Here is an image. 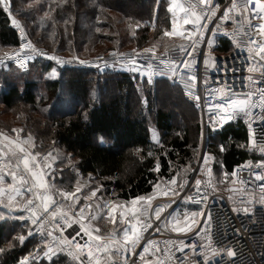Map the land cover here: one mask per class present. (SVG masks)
I'll return each mask as SVG.
<instances>
[{"label": "trees", "instance_id": "1", "mask_svg": "<svg viewBox=\"0 0 264 264\" xmlns=\"http://www.w3.org/2000/svg\"><path fill=\"white\" fill-rule=\"evenodd\" d=\"M9 1L13 13L25 19L28 34L36 43L69 55L86 56L128 44L141 47L149 43L151 33L159 36L171 27L169 24L151 25L160 15L164 17L163 13L167 18L161 2L154 8L157 0H129L131 9L117 6L115 0ZM9 21L0 7V47L17 45L18 36ZM215 48L225 52L229 50V43L219 39ZM11 68L18 72L9 74L0 66V130L12 133V129H22L24 136L32 137L33 148L38 153L55 148L69 154L81 175L94 174L105 194L117 200L147 196L153 191V185L160 186L163 176H177L181 183L190 178L196 166L197 143L187 125L172 119L161 107L153 109L148 94L156 92L155 86L149 85L153 87L145 90L144 97L150 101L145 102L143 109L136 78L130 73L65 69L56 67L53 62L33 61L28 69L37 68L43 74L54 68L57 73L53 78L42 79L46 91L37 99V80L20 79L28 69ZM152 81L173 86L178 90L177 96L196 108L182 96L176 82L165 77ZM113 84L115 92L109 94L107 87ZM64 86L66 93L62 92ZM60 97L66 98L68 103L59 106ZM44 107L47 109L43 111ZM150 113L160 132L157 142L147 126ZM207 133L215 140L209 142V147L216 156L213 167L219 180L224 172L231 171L249 156L245 151L247 123L238 116L219 130ZM220 145H224V151L218 149ZM157 161L158 172L153 171ZM27 232L25 221L10 217L0 220V249H3L0 264H19L23 257L37 252L40 255L33 264H74L61 255L53 257L51 262L42 258L44 244L35 234L27 236ZM19 234L27 237L22 245L14 239ZM10 243L14 245L11 248Z\"/></svg>", "mask_w": 264, "mask_h": 264}, {"label": "snow or ice", "instance_id": "2", "mask_svg": "<svg viewBox=\"0 0 264 264\" xmlns=\"http://www.w3.org/2000/svg\"><path fill=\"white\" fill-rule=\"evenodd\" d=\"M160 0H157L159 4ZM0 5L3 7V11L12 16L11 6L8 0H0ZM201 8V11H196L197 7ZM177 10L182 13V16L177 15ZM220 10V4L215 3L214 0H198V5H190L189 7H184L181 4H178L176 0H172V2L168 6V11H170L172 15V25L171 31L165 30L164 36H180L182 35L180 29L182 27L181 20L183 25H195L196 32H189L188 37L197 36V40H194L192 43L193 51H196V44L198 42H203L207 40L209 46L213 44V40L211 38L206 37L205 32L208 30V22L213 20V17L217 15V11ZM232 11H241L242 15H245L246 20L248 21L249 29H255V36L257 38H253L252 35H248V57L250 64L248 67V71L250 73L259 71L260 72V80H255L251 75L247 77L249 81L250 90L244 94H232L227 85H223L217 87L215 89L208 90V95L212 98V103L208 105L209 111L213 114L209 117V129L211 132H215L218 129L222 128L223 125L235 119L237 116H242L248 128V139L247 145L252 149H259L261 153H264V87H260V84H264V0H243L242 4H237L236 0H232L231 6L223 9V16L220 17L221 20H226L229 18V13ZM255 20L257 23L253 24L251 21ZM201 21H204L201 23ZM11 23L13 27L21 28L20 38L22 43L20 44V51L13 52L11 54L4 53L5 58H15L18 63H21V55L23 54L24 59H32L25 49L29 50L31 53H35L37 55L47 56L50 60H55L58 64L71 63L72 60L76 58L73 57L69 61H65L62 58L55 55H48L47 53L40 52L35 48L32 42L29 40L26 43L23 42L27 38V32L23 29L19 21L15 18L11 19ZM67 24L68 21H65ZM139 27V24L136 25ZM99 31V29H97ZM213 33H215L216 29H211ZM135 51V50H134ZM144 53H152V59H156L155 46L151 48H145L142 50ZM181 52L184 53L185 49L182 47ZM187 56H193V52H187ZM258 58V59H257ZM256 60V64H252L251 61ZM2 62V61H0ZM79 63L84 64L85 61L81 60ZM180 64V68L183 71H178L176 65ZM194 63V60L185 59L182 63L176 60H160V64L165 65L168 72L171 73L169 79L173 77L180 76L184 79L186 91L185 94L190 98L194 99L196 102V107H201L200 101L201 97L195 94V86L197 82V75L191 71V66ZM204 63L207 67H211L216 63L215 59L209 63L208 54L205 53ZM129 64L131 67L129 68L132 72H138L141 76L147 75L148 83H152L153 75H166L167 73L159 68H156L151 63H149L146 67L148 71L143 70V66L137 67V58L134 56L130 59ZM259 65L257 67L256 65ZM107 67V65H105ZM225 69H227V64H225ZM53 77L56 75L55 69L52 72ZM207 84V81H205ZM259 109V112H254L253 109ZM87 119V115L85 116ZM253 121H261L262 127L260 129L261 136L259 138V143L257 142L256 132L253 128ZM22 129H12V132L16 134V137L13 138L8 134L0 132V219H5L8 217H12L13 219H19L20 221L28 222L30 221L32 226H35V231L42 234L45 231L46 223L52 226V230L47 231V237L52 238L51 242L48 240H44V250L43 255L50 262L53 261V257L57 255L59 252H68L69 256H72L73 259L79 260L80 264H84V261L81 257L84 253H87L88 264H107V261L104 260V256L108 257V260H113L114 256H117L123 252H132L133 255L136 253L137 247L140 245L141 240L143 239L142 233L147 231L149 228L153 227V223L149 222L145 225L143 221H141V216L149 215V210L154 214L155 219L157 221L160 220L161 214L165 212V209L168 207L167 204H159L155 207L152 205V200L155 199L156 195L167 196L169 192L172 195L178 196L180 191L184 190V185L188 183L187 180L182 183L178 180L177 176H173L169 181L170 185H175V188H169L168 191H157L159 188V184L153 185V193L147 196H136L131 200V207L127 208L126 211H121L119 214V219L121 221L124 220L127 212L132 214V220H129V227H124L122 230V236L118 235L115 231L109 232L106 236L100 234V230L93 229L92 226L88 223V220L85 217L84 209L81 208L78 213L70 214L69 211H65L60 207H56V201L54 200V195L56 192H53L52 189L54 185H50L46 179L47 170L52 167L51 163H48L49 160H54L55 157L49 153L45 157V163L41 164L38 160L39 153H33L28 150L29 147H34L31 145V138H23L20 136ZM153 139H156L154 136ZM100 142H104V138L100 137ZM243 147V145H242ZM220 150L224 151V145H220ZM151 155V153H149ZM5 158H8V162L5 163ZM12 159H15V163H12ZM210 154H203L204 163L200 165L203 169L205 167L208 168V175H211V168L209 166L210 162ZM251 164V161L248 162V165ZM258 169H264V160H260L256 162ZM247 166V165H245ZM240 170H243V166H237ZM22 169V171H21ZM160 164L157 161L155 168L153 171H159ZM195 170H193L194 172ZM251 175L255 177L256 181H259V187L261 190L260 202L264 203V172L261 171H252L249 168ZM23 173V174H22ZM233 177H236L237 172L234 170L231 174ZM11 178V182L8 181V178ZM235 182V181H234ZM208 187H211L210 181L207 182ZM241 183H246L245 181H241ZM205 184L200 178H197L194 182L195 187V195L194 196H186V201H193L199 204H206L208 200L207 191H205L204 195H200L201 187ZM179 189L177 191L176 189ZM76 192H80L81 188L78 186L75 190ZM235 191V189H233ZM29 193L30 195L27 198L23 199V203H21L17 198L24 197V193ZM58 194L64 198L65 201H73L75 202L78 197L75 196V193L57 190ZM91 195L94 197L96 195V191L93 190ZM87 199V198H86ZM231 200L232 197L230 196ZM143 203L144 207H138L139 203ZM251 202V201H249ZM55 207V210H52ZM69 208L71 205L68 206ZM90 208L91 205H88ZM123 207L122 205H112V207L108 211V216L112 219V222L115 223L116 217L113 216V213L117 210V208ZM7 209V212L3 211ZM20 210L26 215H18L12 216L13 211ZM233 212L248 214L249 208L243 207V209L239 207H233ZM203 214V210L200 213ZM192 223H198L195 220L197 213H192ZM95 216H92L91 219H95ZM185 226L180 225V221L177 219L174 222L172 230L177 233H183L186 231H191V226L188 223L189 217L188 215L184 216ZM211 214L208 213V219L204 220L205 224L210 225ZM169 224H173V219L168 220ZM73 224H79V231L76 232L75 236L69 238L64 235V229L71 227ZM33 228L29 227L27 232V236L33 235ZM59 230L60 236L57 237L54 235V232ZM159 229H157L158 231ZM238 231V230H237ZM200 232H206L207 230L201 228L196 234L200 235ZM81 233L84 236H87V241L84 243H80L77 240V237L81 236ZM26 235L19 234L14 239H18L19 243L22 245L26 240ZM168 244H172V241H168ZM212 237L211 235H207V243L206 245H201V254L203 255L204 264H217V262L213 259L217 255H221L222 253H226L227 257L230 258L228 264H232V258H235L238 253L232 247H212ZM154 242L152 240H148L147 244L143 246V250L140 251L139 256L142 264H167V261H171L172 255L166 249L163 253L165 258H161V256H155V253L161 252V249L157 246L155 247L153 255L154 259H147L145 257L146 253L150 252V245H153ZM179 244L185 247L188 245H184V240L180 239ZM14 245L10 243L8 245L9 248ZM39 248V245L37 246ZM207 247L208 253H205L203 249ZM3 251V249H0ZM177 251H183L182 247H178ZM40 255L37 252L35 255L29 253L28 256L23 257L19 264H33V262ZM223 261V255H221V262ZM125 264H128L127 257H125ZM135 264V261L132 262Z\"/></svg>", "mask_w": 264, "mask_h": 264}, {"label": "built area", "instance_id": "3", "mask_svg": "<svg viewBox=\"0 0 264 264\" xmlns=\"http://www.w3.org/2000/svg\"><path fill=\"white\" fill-rule=\"evenodd\" d=\"M8 2L10 3L9 0ZM176 2L184 7L198 5V0H176ZM214 2L220 4V10L217 11V15L213 17V20L208 22V30L205 32L206 37L213 40V44L209 46L207 40L198 42L196 44V51H193L192 43L198 38L197 36L188 37V33L190 31L196 32L197 29L195 25L189 24L185 25L182 29V35L168 38V40H166V42L162 45L161 49L157 51L155 50L156 59H152V53H144L142 51L145 49L144 47L128 49L114 48L100 53V55L86 58L83 60L85 61L84 64L79 63V61H81L79 59L72 60L71 63L58 64L55 60L48 59L47 56L37 55L25 49V52L33 57L32 59L25 60L22 54L21 63H18L15 58H5L3 53L0 54V61H2L0 62V65L7 64L20 70H27L33 61H48L53 62L56 67L58 66L65 69L93 68L96 70H115L132 74L137 72L129 70L131 67L129 61L135 56L137 58L136 66H143L144 71H148L146 66L151 63L156 68L162 69L167 73L166 75H153L152 80H154L158 77H165L169 79V76L171 75L165 65L160 64L161 59L176 60L181 63L185 59L194 60V63L191 66V71L197 75L195 94L201 97V107L197 108L195 100L190 99L185 94V78L176 76L170 80L176 82L181 87L182 96H184L186 101L192 103L200 111L203 131L211 132L209 129V117L213 113L209 111L208 105L212 103V98L208 95V90L227 85L230 93L244 94L250 90L249 81L247 80L249 75L257 81L260 80L259 71L252 73L248 71L250 62L247 59L249 55L247 51L248 35H252L253 38H257L255 36L256 30L249 29L248 21L246 20L245 15L241 14V11H232L229 13L228 19H220V17L223 16V9L230 7L232 0H214ZM236 3L242 4L243 0H236ZM195 10L199 12L201 11V8L198 6ZM12 18L19 21L22 26L21 20L18 16L12 15ZM12 18H10L9 25L16 31L18 42L17 45L7 52L9 54L19 52L20 44L22 43L20 38L21 28L12 26ZM203 22L204 21H201V23ZM251 22L253 24L257 23L255 20H252ZM211 29H216L215 33H213ZM219 39H225L229 43V50L219 52L215 48ZM29 40L32 42V40L27 36L26 40L23 42L26 43ZM32 44L40 52L58 56L65 61L72 59V57L67 58L57 52H50L36 43L32 42ZM182 47L185 49L184 53L181 52ZM187 52H193V56H187ZM205 53L208 54L210 64L213 59L216 61V63L211 67H207L204 63ZM251 63L256 64V60L251 61ZM225 64L228 66L227 69L224 67ZM105 65H107V67ZM256 66L259 67L258 64ZM176 67L178 71H183V69L180 68L179 63ZM145 77H147V75H145ZM205 81H207V84H205ZM259 86L264 87V84H260ZM253 111L259 112V109L256 108L253 109ZM243 120L246 122L244 118ZM252 123L256 132L257 142L259 143L262 122L253 121ZM0 132L8 134L4 131ZM245 151L249 152L248 158L243 162L234 165L231 171L224 172L218 181L215 177L213 161L210 159L209 162V166L211 168V175L209 176L208 168L205 167L202 169L200 167V165L204 163L202 158L195 166V171L192 172L190 178L187 179L188 183L184 185V190L180 191L178 196L172 195L171 192H169L167 196L156 195L155 199L151 202L152 205L155 207L159 204H167L168 207L165 209V212L161 214L159 221L155 219L151 210H149V215L140 217L141 221H143L145 225L152 222L153 227L142 233L143 239L137 247L135 255H133L132 252L121 251L119 255L113 257L115 264H125V257H127L128 264H132L133 261H135V264H142L139 253L143 250V246L147 244L148 240H152L154 244L149 246L150 252L145 254L147 259H154L155 256L165 258L163 253L167 249L172 255L171 261H167V264H204L203 255L201 254V245H206L207 235L209 234L211 235L213 241L212 247H232L237 251L238 255L235 258H232V264H264V203L260 202V182L256 181L255 177L251 175L249 171V168H251L253 172H264V169H258L256 164L257 161L264 160V153H261L258 148L250 150L247 143L245 145ZM249 161H251L250 165H248ZM4 162L7 163L8 158H5ZM12 163H15V159H12ZM237 166H243V170H240ZM234 170L237 172L236 177L231 175ZM90 174L95 177L94 174L89 173V175ZM171 178L172 177L170 176H163L157 191H168L169 188H175V185L169 184ZM197 178L205 181V184L201 187L200 195H204L205 191H207L208 200L206 204H199L193 201L185 200L186 196L195 195L194 182ZM209 181L212 185L211 187H208L207 182ZM241 181H245L246 183H241ZM233 189H235V191H233ZM176 190L179 191L178 188ZM152 194L154 193L152 192ZM29 195V193L25 192L24 197H18L17 199L23 203V199L27 198ZM230 196L232 197L231 200L229 199ZM56 207H59V203L57 201ZM138 207H144L143 203H139ZM233 207H239L241 209H243V207H248L250 211L248 214L243 213V211L236 213L232 211ZM52 210H55V207H53ZM202 210L203 214L201 215L200 213ZM17 212H20L22 215H26V213H23L20 210L13 211V213ZM192 213H197L195 220L198 221V223H192ZM208 213L211 214L210 225L203 222L208 219ZM70 214L74 213L70 212ZM185 215H188L189 217L188 223L191 226V231L183 233L174 232L172 228L175 220L178 219L180 221V225L182 227L185 226ZM169 219H173V224L168 223ZM161 222H163L162 226L160 225ZM28 224L29 227L33 228V230L35 229V226H32L30 221H28ZM201 228L206 229L207 233L200 232V235H197L196 233ZM157 229L159 230L157 231ZM49 230H52V226L46 223L43 238L42 234L36 232L35 230L33 231V234H35L42 244H44V240H48L49 242L52 240V238L47 237V231ZM78 231L79 224H73L71 227L64 229V235L71 238L72 236H75ZM54 235L59 237V230H56ZM87 239V236H84L83 233H81L80 237H77V240L80 243H84ZM180 239H183L184 245H188V247L180 245ZM168 241H172L173 243L168 244ZM157 246L161 249V252L155 253L154 256L153 253L155 247ZM178 247H182L183 251H177ZM203 251L208 253L207 247H205ZM57 255H61L67 260L72 261L74 264H80L79 260L73 259V257L69 256L66 251L59 252ZM221 255H223L222 262ZM221 255H217L213 259L217 262V264H228L230 258L227 257L226 253H222ZM81 259L84 261V264H88L86 252ZM104 260L107 261V264H113V261L108 260L107 256H104Z\"/></svg>", "mask_w": 264, "mask_h": 264}, {"label": "rangeland", "instance_id": "4", "mask_svg": "<svg viewBox=\"0 0 264 264\" xmlns=\"http://www.w3.org/2000/svg\"><path fill=\"white\" fill-rule=\"evenodd\" d=\"M115 4L119 7H125V9H131L132 4H130L129 0H115L114 1ZM161 5L163 6V9L167 12V18H166V14L163 13L164 17H160L156 19V21H150L151 25H162V26H167L172 25V13L170 11H168V6L169 4L172 2V0H160ZM159 2V3H160ZM157 2L154 5V8L156 7ZM10 6H11V12L12 15H15L13 13V6H12V2L10 1ZM0 7L3 10L2 5H0ZM6 15L8 16V18H12L9 17V15L6 13ZM177 15L178 16H182L183 14L179 12V10H177ZM20 18V16H19ZM21 23H22V27L23 29L27 32V36L32 40L33 43H36L28 34L29 30L26 28V23H25V19L23 17L20 18ZM149 22V24H150ZM142 24L147 25L146 22H142ZM141 24V25H142ZM181 29L180 31H182V29L185 27V25H183V22L181 20ZM84 25L81 24L80 28H83ZM153 29V27H152ZM28 30V31H27ZM171 31V27L170 30ZM164 33V32H163ZM163 33H161V35L158 36V34L154 35L153 33H151L150 35V41L147 44L142 45L141 47L135 46L133 44H128L126 46H116L114 48L117 49H128V48H151L153 46H155V50H159L162 48V45L166 42L165 40H167V38H171V37H177V36H164ZM165 41V42H164ZM37 45L44 47L45 49H47L50 52L53 53H59L61 55H63L64 57L67 58H73L75 57L76 59L79 60H85L86 58L92 57V56H97L100 55V53L106 52L108 50L114 49V48H110L107 50H101L99 52L96 53H91L90 55H77V54H67L64 52H60V51H55L52 50L50 48H48L46 45L44 44H40V43H36ZM12 48L9 47H5V46H1L0 47V54H3L5 52L10 51ZM1 69H3L5 72H8L9 74H14L16 72H18V70H16L15 68H11V65H0ZM52 68L49 73H43L41 74L40 72H38L37 68H33V69H28V71H26L25 75L20 77V79H33L35 78V80H37V89H36V94H37V99L41 96L44 95L45 93V86L44 83H42V79L44 78H53L52 72H53ZM132 75L136 78V83H137V87H138V91L139 94L141 96V104H145V102H149L150 100H148V98H145L144 96L147 94L146 93V89L155 86V88H153V90H156V92H153V94L150 96V93L148 94V97H151V103H153L154 107L153 109L159 108L161 107L164 111H168L172 117V119H174L175 121H177L178 123H182L184 125H187V127H189V130L191 132V137L192 139H194L197 143V161L196 164L200 161V159L203 158V154L204 153H208L210 154L211 160L213 162H215L216 156L214 154V152L210 151L211 148L209 146L210 143L209 142H215V140L213 141V139L209 138L208 133L203 131L202 128V124H200V113L198 112V110H196V108L194 107H190V105L186 104L185 101H183L181 99V96H177V94L179 93H175L178 90H176V88H174L173 86L171 87L169 84L165 83V82H153L152 83H148V78L145 76H141L138 72L137 73H132ZM57 76V73L56 75ZM54 76V77H55ZM149 85H153V86H149ZM114 84L112 87H107L108 92L110 91L109 94H113L114 89ZM67 89L65 88V86L62 88V92L66 93ZM63 95V94H62ZM153 97V98H152ZM62 99H60V103H58V105H63L67 102V99L64 97H60ZM57 105V106H58ZM59 105V106H60ZM145 108V105L143 106V109ZM45 109H47L46 107L42 108V110L44 111ZM238 117V116H237ZM153 114L150 113L149 116V120L147 123V126L150 128L151 133H152V139L155 136L156 139H153L154 141H158L160 132L157 129L156 126H154L153 123ZM241 119L243 120V118L241 117ZM244 122V120H243ZM3 131V130H0ZM6 132V131H4ZM7 133V132H6ZM9 135H15L14 138L16 137L15 133H8ZM20 136L23 138H29L30 136L28 134H25V136L20 133ZM31 138V145L33 142L32 137ZM214 149V148H213ZM218 149H220V147H218ZM29 151L33 152V153H38L34 150L33 147H29L28 149ZM51 153L53 157H55L54 160H49L47 161L48 163H51L52 167L50 169L47 170V176L46 179L48 181V183L50 185H54V188L52 189L53 192H56L57 194L54 195V199L55 201H57L59 203V207L63 208L71 213H78L80 211L81 208L84 209V213H85V217L88 220V223L92 226L93 229H99L100 233L103 235L108 234L109 232L115 231L118 235H122V230L124 227H129V220H132V222H135V220L132 218V214L130 212H127L125 215V218L123 221H121L119 219V214L121 211H126L127 208L131 207V200L129 201H123V200H117L114 199L108 195L105 194V191L103 190L102 185H100L99 180L96 179L93 175H89V176H83L80 174V172L77 170V168H75L74 166V161L72 160V158L70 157V155L68 154H64V153H60L58 152L55 148H51L46 150L45 153H39V157L38 160L41 162V164L45 163V157ZM220 178V177H219ZM184 179V178H182ZM8 181L11 182V178H8ZM183 181V180H181ZM218 181V179H217ZM81 188L80 192H76V188L77 187ZM159 189V188H158ZM57 190H64V191H69V192H73L75 193V196L78 197V199L73 202V201H65L64 198L62 196H60L57 192ZM95 190L96 191V195L93 197L91 195L92 191ZM153 192V191H152ZM152 192L148 195H151ZM87 198V199H86ZM71 205V207L69 208L68 206ZM88 205H91V207L89 208ZM112 205H122L123 207H119L117 208V210L113 213V216L116 217L115 223L112 222V219L108 216V211L109 209L112 207ZM3 211L7 212V209H4ZM18 215H22L20 212L18 213H12V216H18ZM92 216H95V219H91ZM155 217V216H154ZM11 219H13L12 217H10ZM1 220V219H0ZM128 224V225H126ZM160 225H163V222L160 223ZM27 227L29 230V224L27 222ZM43 254H41L42 256ZM40 256V257H41ZM42 258H46L44 257V255L42 256ZM47 259V258H46Z\"/></svg>", "mask_w": 264, "mask_h": 264}, {"label": "crops", "instance_id": "5", "mask_svg": "<svg viewBox=\"0 0 264 264\" xmlns=\"http://www.w3.org/2000/svg\"><path fill=\"white\" fill-rule=\"evenodd\" d=\"M11 136L14 138L15 135H11ZM28 149H29V148H28Z\"/></svg>", "mask_w": 264, "mask_h": 264}]
</instances>
